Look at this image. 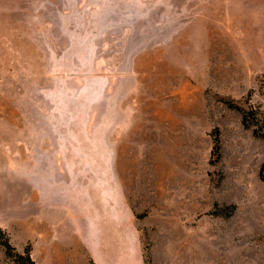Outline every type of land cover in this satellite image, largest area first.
<instances>
[{
    "label": "rangeland",
    "instance_id": "374dc122",
    "mask_svg": "<svg viewBox=\"0 0 264 264\" xmlns=\"http://www.w3.org/2000/svg\"><path fill=\"white\" fill-rule=\"evenodd\" d=\"M231 102L264 113V0H0V226L37 264H264Z\"/></svg>",
    "mask_w": 264,
    "mask_h": 264
},
{
    "label": "trees",
    "instance_id": "16d2710c",
    "mask_svg": "<svg viewBox=\"0 0 264 264\" xmlns=\"http://www.w3.org/2000/svg\"><path fill=\"white\" fill-rule=\"evenodd\" d=\"M231 108L242 111L243 113V125L245 128L254 130L256 137L264 138V113L255 108L241 109L234 104L228 103ZM215 149L220 151V139L216 138ZM260 178L264 182V163L260 169ZM233 208V207H232ZM233 211V209H232ZM225 213L228 216L233 212ZM214 215H220L219 212L214 211ZM0 244L5 248L7 256L14 262V264H37L31 255V247H27L24 252H19L11 243L9 236L0 226Z\"/></svg>",
    "mask_w": 264,
    "mask_h": 264
}]
</instances>
